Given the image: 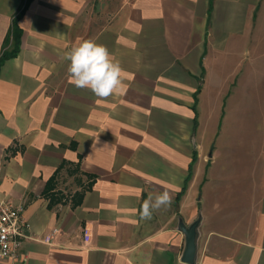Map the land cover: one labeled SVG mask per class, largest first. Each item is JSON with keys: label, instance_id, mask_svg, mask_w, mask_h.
Here are the masks:
<instances>
[{"label": "crops", "instance_id": "1", "mask_svg": "<svg viewBox=\"0 0 264 264\" xmlns=\"http://www.w3.org/2000/svg\"><path fill=\"white\" fill-rule=\"evenodd\" d=\"M26 1L0 0V55ZM17 24L0 204L27 227L0 264H184L178 221L198 216L195 264H264V0H29ZM86 39L120 61L124 94L69 83L63 54Z\"/></svg>", "mask_w": 264, "mask_h": 264}, {"label": "clouds", "instance_id": "2", "mask_svg": "<svg viewBox=\"0 0 264 264\" xmlns=\"http://www.w3.org/2000/svg\"><path fill=\"white\" fill-rule=\"evenodd\" d=\"M62 58L70 62L67 68L69 83L78 89H88L100 99L124 94L128 89L120 61L95 40L86 39L74 44ZM172 201L173 195L168 190L150 194L143 201L140 218L150 220L154 212L170 207Z\"/></svg>", "mask_w": 264, "mask_h": 264}, {"label": "built area", "instance_id": "3", "mask_svg": "<svg viewBox=\"0 0 264 264\" xmlns=\"http://www.w3.org/2000/svg\"><path fill=\"white\" fill-rule=\"evenodd\" d=\"M21 206L11 200L0 204V262H18L27 227Z\"/></svg>", "mask_w": 264, "mask_h": 264}, {"label": "water", "instance_id": "4", "mask_svg": "<svg viewBox=\"0 0 264 264\" xmlns=\"http://www.w3.org/2000/svg\"><path fill=\"white\" fill-rule=\"evenodd\" d=\"M200 222V216L188 225L185 224L182 219L178 221V231L184 236V247L180 257V261L184 264H195L196 262L198 228Z\"/></svg>", "mask_w": 264, "mask_h": 264}, {"label": "trees", "instance_id": "5", "mask_svg": "<svg viewBox=\"0 0 264 264\" xmlns=\"http://www.w3.org/2000/svg\"><path fill=\"white\" fill-rule=\"evenodd\" d=\"M28 2H29V0L26 1L25 5L19 10V12L12 19V25H11L10 31H9V33L6 36V39L4 41V48L10 42L11 43V50L10 51L4 50L2 52V54L0 55V65L2 64V62L5 59L15 56L19 50L21 30H20L17 23H18V20L23 15V13L27 7ZM210 8H211V2L209 5V9Z\"/></svg>", "mask_w": 264, "mask_h": 264}]
</instances>
